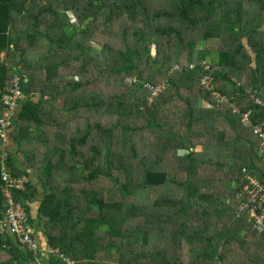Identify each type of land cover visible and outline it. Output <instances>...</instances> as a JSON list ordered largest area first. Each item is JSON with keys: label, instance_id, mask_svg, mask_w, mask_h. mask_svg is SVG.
<instances>
[{"label": "trees", "instance_id": "trees-1", "mask_svg": "<svg viewBox=\"0 0 264 264\" xmlns=\"http://www.w3.org/2000/svg\"><path fill=\"white\" fill-rule=\"evenodd\" d=\"M249 1L252 21L237 0H0V114L13 76L25 95L14 110L5 165L11 176L26 178L13 200L42 230L47 247L73 264H102V258L107 264H184L182 249L189 264H264V230L258 232L248 212L237 214L245 175L264 180L258 141L239 113L210 102L198 66L170 71L175 63L208 59L214 88L240 111L249 110L253 122L264 121V108L253 100L264 102V0ZM61 10L83 27L63 33L71 23ZM208 39L219 42L215 56L213 49L195 50ZM247 71L249 91L240 83ZM133 76L164 82L166 89L151 96ZM180 86L210 106L196 111L191 100L176 117L170 100ZM33 89L62 103L46 110L28 98ZM53 112L61 115L55 120L60 131L47 141L56 146L47 148L34 182L12 169L10 142L22 138L10 131L40 115L53 122ZM96 115L109 120L103 125ZM175 170L185 174L176 179ZM2 188L0 177V219L7 206ZM147 188L159 193L145 194ZM37 198L32 218L28 207ZM8 236L0 228L8 264H45L34 258L39 252ZM47 264L67 263L50 254Z\"/></svg>", "mask_w": 264, "mask_h": 264}, {"label": "built area", "instance_id": "built-area-1", "mask_svg": "<svg viewBox=\"0 0 264 264\" xmlns=\"http://www.w3.org/2000/svg\"><path fill=\"white\" fill-rule=\"evenodd\" d=\"M33 1V0H30ZM200 68L199 86L209 93L210 102L216 106L222 107L229 105L234 113H239L240 122L243 126L250 129L251 134L258 141L259 152L264 154V121L253 122L251 120V113L249 110L240 111L239 108L231 103L228 98L218 92L211 82V72L213 66L207 60H201L197 63H189L186 65L173 64L170 71H179L183 67L193 69ZM132 83H141L142 88L149 91L151 96H156L166 89L164 82L151 83L147 81H139L136 77H132ZM25 97L24 92L20 86L19 76H13L12 83L9 86L7 93L3 94L2 109L0 114V160L1 172L0 177L3 183V193L6 201V210L0 219V228L5 230L14 240L22 245L23 248L36 255L39 252V244L34 237L30 235L31 227L27 221V214L22 205L13 200L12 192L17 189H22L26 181L25 177H13L10 175L5 160L7 158L6 148L9 141V130L12 119L14 117V110L18 103ZM254 97V96H253ZM253 100L256 104L264 108V102L258 97ZM210 106V103H208ZM246 182L239 187L238 194L240 203L237 207V214L246 211L249 217L253 218L254 225L258 232L264 230V180H259L251 175H245ZM45 253L48 255H56L61 261L67 264H73L68 258L64 257L57 249L47 248ZM35 264H41L39 261Z\"/></svg>", "mask_w": 264, "mask_h": 264}, {"label": "crops", "instance_id": "crops-1", "mask_svg": "<svg viewBox=\"0 0 264 264\" xmlns=\"http://www.w3.org/2000/svg\"><path fill=\"white\" fill-rule=\"evenodd\" d=\"M70 23L72 22L70 21ZM81 27H83V25H80L78 23V25L74 26V29L79 30ZM40 44L44 45L43 43ZM3 57L4 54L1 53V58ZM25 80L26 79H24V81ZM177 94L178 96L176 97L172 96L170 100L171 106L176 107L177 109L176 117L182 115V112L185 109L184 104L189 101L191 102V100L196 102V104H194L193 107V109H195L196 111L199 110V107L200 108L209 107L208 101L205 98H200V97L198 98L193 91H188V89H186L183 86L178 87ZM48 95L49 94L42 93L40 90L37 89L28 90V98H30L34 102H40L43 107H46V110H49L51 108L53 111H55V109L58 108V105L62 103V99L61 97H57L51 101V98L48 97ZM57 114L58 117L61 116L57 112L51 113L53 117V122H51L50 120L42 121V115H40L39 121H35V123L32 122L27 123L26 121H22L20 123L19 121L18 126L16 125L15 128L14 127L11 128L10 133L14 135L16 134V132H18L19 133L18 136L22 138L18 144L16 141L14 142L13 138L11 139L10 142V156H11L12 169L18 172L19 175H26L28 178H30L32 181L35 182V179L38 177L37 168L40 165V163L43 162V157H45L44 154L46 153L47 155L48 153L46 151L47 148L53 149L56 146V142L54 140L52 141H47V140H49V137L51 136H56L57 134L55 133L60 131V128H58L59 125L55 123ZM48 116H50V113H48ZM67 125L68 127H70V129H72V127L74 126L72 122H70ZM43 130L45 131V133L43 132L44 134L42 133L40 134V131ZM171 131L174 132L176 130H171ZM43 135H44V139H41ZM51 156L53 157V160L57 159L55 155L52 154ZM38 197H40V193H38ZM38 202L39 199L37 198V200L29 203L28 210H29V215L32 218L33 217L35 218ZM30 225L33 229L34 237L39 244V249H40L39 253L41 255V257L37 256L34 258L40 261H42L43 259L44 263L47 264L48 256L46 255L45 250L48 247L46 246L45 243V236L42 230L41 229L39 230V228H37L35 223L32 222ZM11 239L13 238L11 237ZM109 251L111 252L110 254H112L114 249L112 248ZM103 254L104 253L102 252L101 257L103 256ZM10 258L11 257L8 253V250L4 247H0V264H8ZM104 259L102 258V264H107L108 263V261H106L107 259H105V261ZM110 264L112 263L110 262Z\"/></svg>", "mask_w": 264, "mask_h": 264}, {"label": "rangeland", "instance_id": "rangeland-1", "mask_svg": "<svg viewBox=\"0 0 264 264\" xmlns=\"http://www.w3.org/2000/svg\"><path fill=\"white\" fill-rule=\"evenodd\" d=\"M237 1L242 3V6H243L242 14L246 18H248L250 21H252V19H255V17H256L255 16V9H254V6L251 3V1H249V0H237ZM60 13L63 14V15H66L70 19V21L72 22L68 27L64 28V32H63L67 36H69V35L72 34V33L70 34L69 32L72 30V28H74V26L78 25L79 22L75 21L74 15H73V13H70V11L61 10ZM58 21H60V18H58ZM263 26H264V24H261V28ZM195 37L198 38L199 36L196 34ZM243 42L245 44V47L247 48L248 53L252 55V50H251V48L248 45H246V41H245L244 38H243ZM148 47H149L150 51L154 50V46L152 44H148ZM218 47H219V42L217 40L208 39V40L203 41V42L198 41L196 46H195V50L197 52L199 49H202V48H206V49L208 48L209 50L213 49V55L215 56V53H216ZM251 58H252V60L250 59L248 64L253 67V66H255L254 65V58H253V56H251ZM248 80H249V73L247 71L246 77L244 75L242 77L241 81H240V83L244 84L246 91H249L248 89H250L249 84L247 83ZM96 83L93 84L95 86V88H96V85H95ZM90 88L94 89L93 87L89 86L88 89H90ZM104 91L107 92L108 90H104ZM262 92L264 94V89H262ZM96 116H97V118L99 120V123H102L103 125L109 120L107 117H103V116H99V115H96ZM171 168H175V166H172ZM184 174L185 173L183 172V170H182V172L181 171L178 172V170H175V172L173 171V173H171V175H174L176 179L180 178ZM180 192L184 193V189H182ZM156 193H159V189H156V188H153V189L147 188V189H145V194H151V196L155 197ZM221 222L222 221H220L218 224L220 225ZM181 256L183 258L184 264H189L188 256H187L186 251L184 249H182ZM229 258H230V255H229ZM226 261L229 262L228 264H232L233 260H226L225 259V261L222 264H226ZM195 264H197V263H195Z\"/></svg>", "mask_w": 264, "mask_h": 264}]
</instances>
